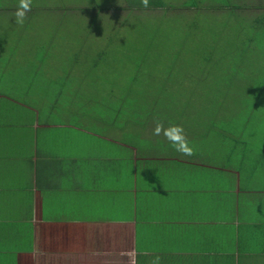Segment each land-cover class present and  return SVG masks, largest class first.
<instances>
[{
    "label": "crops",
    "instance_id": "0c3cea01",
    "mask_svg": "<svg viewBox=\"0 0 264 264\" xmlns=\"http://www.w3.org/2000/svg\"><path fill=\"white\" fill-rule=\"evenodd\" d=\"M6 101L0 264H264V162L240 133L158 114L110 135ZM157 119L195 154L153 135Z\"/></svg>",
    "mask_w": 264,
    "mask_h": 264
},
{
    "label": "rangeland",
    "instance_id": "374dc122",
    "mask_svg": "<svg viewBox=\"0 0 264 264\" xmlns=\"http://www.w3.org/2000/svg\"><path fill=\"white\" fill-rule=\"evenodd\" d=\"M138 1L33 0L21 26L19 0H0V94L110 135L150 113L183 112L204 130L237 119L263 163L264 89L247 90L264 82V0Z\"/></svg>",
    "mask_w": 264,
    "mask_h": 264
},
{
    "label": "clouds",
    "instance_id": "9594fccd",
    "mask_svg": "<svg viewBox=\"0 0 264 264\" xmlns=\"http://www.w3.org/2000/svg\"><path fill=\"white\" fill-rule=\"evenodd\" d=\"M33 0H19V5L15 12V20L18 25H23L25 19L27 18V13L32 10ZM144 8L149 7V0H141ZM163 134L165 139H167L174 149L184 156H192L195 154V148L190 144L187 134L182 125H169L165 128L162 120L157 119L155 121V128L153 130V135L159 136ZM160 257L157 256L153 261V264H159Z\"/></svg>",
    "mask_w": 264,
    "mask_h": 264
},
{
    "label": "trees",
    "instance_id": "16d2710c",
    "mask_svg": "<svg viewBox=\"0 0 264 264\" xmlns=\"http://www.w3.org/2000/svg\"><path fill=\"white\" fill-rule=\"evenodd\" d=\"M196 4V3H195ZM195 4H192V5H181L182 7H188L187 9L191 8L194 9V6ZM137 5L139 8H144L141 1H138L137 2ZM149 7H157V5L152 1V0H149ZM238 8V7H237ZM258 27V26H257ZM98 61H101L105 56H107L103 51L99 52L98 53ZM94 65H95V62H94ZM229 66V64H228ZM228 66H224L223 68H220L219 70H223L222 73L227 70ZM264 81V80H263ZM264 89V82H258V84L252 89V90H247V93L249 96H258L259 98H261L262 95H260V92ZM258 92L257 94H255V92ZM257 105H252L251 107H249V109H255ZM167 113V111H166ZM170 114H172L170 112ZM168 115V114H166ZM151 116H158L160 117L157 113H150L149 115L147 116H140V118H143L144 120H149V118H151ZM189 116V115H188ZM170 117L172 119L174 118H178V117H187L183 112H180L178 114H173V115H170ZM230 123H228L229 126H225V124H221L223 126V128H219L220 130H223V131H226V132H236L238 133L239 131L243 130L244 128L243 127H239V121L237 119H230L229 121ZM127 125H132V123L130 121H128Z\"/></svg>",
    "mask_w": 264,
    "mask_h": 264
}]
</instances>
